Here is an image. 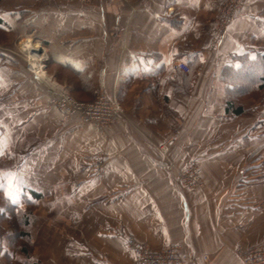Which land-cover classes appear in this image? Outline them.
I'll use <instances>...</instances> for the list:
<instances>
[{
  "label": "crops",
  "instance_id": "crops-1",
  "mask_svg": "<svg viewBox=\"0 0 264 264\" xmlns=\"http://www.w3.org/2000/svg\"><path fill=\"white\" fill-rule=\"evenodd\" d=\"M221 1L0 3V214L41 196L31 251L0 239V264H132L118 234L154 253L181 246L191 264H242L236 249L264 245V90L228 87L260 81L237 75L263 66L264 0H245L209 52ZM24 39L41 46L45 80L16 50ZM56 92L84 103L103 92L124 116L105 138L51 108ZM165 145L179 169L199 166L204 189L152 163Z\"/></svg>",
  "mask_w": 264,
  "mask_h": 264
},
{
  "label": "built area",
  "instance_id": "built-area-1",
  "mask_svg": "<svg viewBox=\"0 0 264 264\" xmlns=\"http://www.w3.org/2000/svg\"><path fill=\"white\" fill-rule=\"evenodd\" d=\"M244 3L245 0H223L220 2L210 35L209 52H214L218 49L234 17L242 10ZM26 67L33 75L45 78L46 65L41 57H39V60L35 59L31 62V59L27 56ZM175 67L186 74L190 72L189 68L183 63H177ZM50 86L54 87L51 83ZM54 94L55 96L49 100V106L61 112L66 121L77 119L81 124L91 125L105 138H108V128L124 116L117 102L110 100L103 92L98 93L95 100L88 103L79 102L66 92H56ZM159 152L166 161L163 163L152 161L153 164L163 171L176 172L178 182L184 188L204 189V182L198 165L194 164L181 170L168 159V145L160 147ZM99 157H102V155L99 154ZM102 164L103 162L99 161L98 165ZM117 237H123L127 247L133 252L135 260L132 264L192 263L188 256L182 254L181 246L172 245L160 253H154L132 237L121 234H118ZM235 254L242 264H264V245L252 250L238 248L235 250Z\"/></svg>",
  "mask_w": 264,
  "mask_h": 264
},
{
  "label": "trees",
  "instance_id": "trees-1",
  "mask_svg": "<svg viewBox=\"0 0 264 264\" xmlns=\"http://www.w3.org/2000/svg\"><path fill=\"white\" fill-rule=\"evenodd\" d=\"M1 23V22H0ZM3 35H7L5 31H1ZM257 61H260L262 63V67L253 69V70H247V69H240L238 71L239 74H243L245 72H251V73H259L260 81L252 84L242 85V84H229L228 87H231V91L233 89H236L237 91H241V93H250L257 90H264V55L260 56ZM232 75H234V71L230 70ZM236 78V74H235ZM233 103V101H231ZM230 103V104H232ZM234 105V104H233ZM31 197L33 201H39L41 199V196L36 193H31ZM31 206L33 204L30 203ZM30 206V207H31ZM28 210V209H27ZM33 211L30 209L28 211H22L18 208H11L10 209V218H8L5 214H0V237H6L9 247L11 249H14L15 251H23L25 253H29V248L26 246L27 244L29 247L31 246L32 241V229L35 224V220L33 218ZM8 223L10 227L13 229L12 235H7L5 231L1 228L2 223Z\"/></svg>",
  "mask_w": 264,
  "mask_h": 264
},
{
  "label": "rangeland",
  "instance_id": "rangeland-1",
  "mask_svg": "<svg viewBox=\"0 0 264 264\" xmlns=\"http://www.w3.org/2000/svg\"><path fill=\"white\" fill-rule=\"evenodd\" d=\"M3 0H0V3L2 2ZM1 22V21H0ZM5 31L6 33H7V35H3L2 33H1V31ZM6 30H8V28L7 27H3L2 26V23H0V47H1V45L2 44H6V43H9V39H10V37L8 36V35H10ZM10 30V29H9ZM27 39H24V40H21L20 42L18 41H16V44H14L15 45V47H16V50L17 51H19V47H20V44L22 43V42H24V41H26ZM84 103V102H83ZM6 157H5V155H0V166H1V164L4 162V159H5ZM37 202L38 201H36V203L34 202L33 204H32V206H31V204H28L27 203V201H26V199L24 200L23 199V202H22V200H20V203L21 204H26V207H27V209L29 210H31V211H33L34 213L36 212V210H37V207H36V205H37ZM31 206V207H30ZM24 210V211H28V210ZM9 210V209H8ZM9 212H10V210L9 211H7L6 213H4L8 218H10V214H9ZM34 213H33V218H34ZM34 220H35V223H36V219L34 218ZM4 225H6L7 226V230H5L4 228H3V226ZM35 225V224H34ZM34 227V226H33ZM1 228L5 231V233L7 234V235H12L13 234V229L10 227V225L8 224V223H6V222H4V223H2V225H1ZM33 230V229H32ZM10 232V233H9ZM32 237V236H31ZM3 238H5V240L7 241V238L6 237H0V239H3ZM8 242V241H7ZM26 246H28V248H29V250L31 251V249H32V244H31V246L29 247V245L27 244ZM15 253L17 252V251H15L14 249H12ZM33 251V250H32ZM23 262V261H22Z\"/></svg>",
  "mask_w": 264,
  "mask_h": 264
},
{
  "label": "bare ground",
  "instance_id": "bare-ground-1",
  "mask_svg": "<svg viewBox=\"0 0 264 264\" xmlns=\"http://www.w3.org/2000/svg\"><path fill=\"white\" fill-rule=\"evenodd\" d=\"M21 50L26 53V55L31 59V62H33V60L35 59L39 60V57L42 56V50L39 43L30 39H27L26 41L21 43ZM43 79L45 80V78Z\"/></svg>",
  "mask_w": 264,
  "mask_h": 264
},
{
  "label": "snow or ice",
  "instance_id": "snow-or-ice-1",
  "mask_svg": "<svg viewBox=\"0 0 264 264\" xmlns=\"http://www.w3.org/2000/svg\"><path fill=\"white\" fill-rule=\"evenodd\" d=\"M0 155H3L2 141H0ZM0 187H3V185H0Z\"/></svg>",
  "mask_w": 264,
  "mask_h": 264
}]
</instances>
